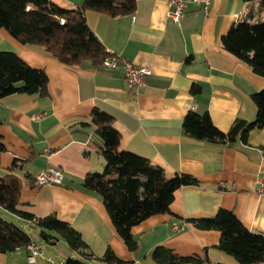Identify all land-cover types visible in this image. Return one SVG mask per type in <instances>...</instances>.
I'll return each instance as SVG.
<instances>
[{
	"label": "crops",
	"instance_id": "1",
	"mask_svg": "<svg viewBox=\"0 0 264 264\" xmlns=\"http://www.w3.org/2000/svg\"><path fill=\"white\" fill-rule=\"evenodd\" d=\"M51 1L74 8L82 0ZM134 1L130 14L84 10L116 67L65 64L43 46L23 43L0 26V50L15 52L47 75L44 95L14 92L0 98V176L20 178L19 209L36 216L54 213L76 228L97 255L109 247L132 264H158L151 251L163 245L181 255L199 256V263L187 264H240L218 247V229L199 228L187 219L214 215L222 207L249 230L264 234V192L256 185L264 172V126L251 129L244 143H222L186 134L182 118L190 109L207 111L226 131L235 118L255 117L252 93L264 87V76L225 49L221 36L249 9L254 19H264V0H210L207 9L189 2L177 22L166 15L167 0ZM126 60L149 69L138 89L126 87L121 67ZM193 84L199 85L194 93ZM94 107L113 116L119 148L151 159L169 177L184 172L198 180L175 189L169 211L132 226L137 239L133 250L117 234L98 192L80 182L105 163L89 118ZM38 112L43 115L32 118ZM47 167L61 170V182L35 184L34 174ZM0 215L29 235L37 231L1 205ZM58 242L47 243L45 249L37 242L40 249L33 262L24 247L0 251V264H63L67 255L80 258L67 243L56 253Z\"/></svg>",
	"mask_w": 264,
	"mask_h": 264
},
{
	"label": "trees",
	"instance_id": "2",
	"mask_svg": "<svg viewBox=\"0 0 264 264\" xmlns=\"http://www.w3.org/2000/svg\"><path fill=\"white\" fill-rule=\"evenodd\" d=\"M87 8L110 16L130 14L135 9V1L82 0L77 7L63 8L51 0H0V26L23 43L43 46L51 56L65 64L99 67L110 53L87 24L84 15ZM221 45L249 64L255 73L264 76V19H254L249 9L221 36ZM198 89V84L191 86L193 93ZM46 90L44 69L29 65L13 51L0 50V98L14 92L44 95ZM252 99L256 106L252 120L235 118L228 130L222 131L207 111L190 109L182 118L184 132L198 139L222 143L239 139L244 143L251 129L264 126V87L254 91ZM89 118L95 125L94 135L100 140L105 163L101 171L87 172L80 182L83 187L98 192L117 234L133 250L137 247V239L131 231L132 226L152 214L169 211L175 189L198 180L184 172L169 177L164 168L151 159L119 148L120 134L113 125V116L107 111L94 107ZM0 149H3L1 142ZM20 187L21 180L15 174L0 176V205L36 228L49 244H55L62 236L80 255V258L65 257L63 264H90V261L132 264L118 258L109 247L102 255L95 254L80 232L54 213L36 216L19 209ZM187 220L199 228L218 229V247L233 255L240 264L263 262L264 234L249 230L232 210L221 207L214 215ZM31 240L24 228L0 215V251L15 250ZM151 257L158 264L200 262L196 254L181 255L163 245H156Z\"/></svg>",
	"mask_w": 264,
	"mask_h": 264
},
{
	"label": "built area",
	"instance_id": "3",
	"mask_svg": "<svg viewBox=\"0 0 264 264\" xmlns=\"http://www.w3.org/2000/svg\"><path fill=\"white\" fill-rule=\"evenodd\" d=\"M189 2L199 4L204 9H207L210 0H167L166 15L173 21L177 22L179 18L184 14L187 4ZM102 65L107 67H116V60L112 57H106ZM122 74L125 79L126 87L128 89H138L144 84V79L149 69L145 65H137L131 61H124L122 64ZM43 115L42 112H38L32 115V118H40ZM62 180V172L59 168L47 167L36 172L33 176V181L37 185L60 183ZM257 191L259 193L264 192V172L260 173L256 179ZM27 252V258L33 262L35 256L39 252L40 245L31 240L23 246Z\"/></svg>",
	"mask_w": 264,
	"mask_h": 264
},
{
	"label": "rangeland",
	"instance_id": "4",
	"mask_svg": "<svg viewBox=\"0 0 264 264\" xmlns=\"http://www.w3.org/2000/svg\"><path fill=\"white\" fill-rule=\"evenodd\" d=\"M30 236H31L32 238L36 239L37 242L41 243V245H42V248H41V249L49 248L47 242H45V240L39 235V232H38V231L33 230V232L30 233ZM65 245H66V242H65L64 238H63L62 236H59V242H58V244L55 246V249H56L55 251H56V253H58V252H59V249H61L63 246H64V247H67V246H65ZM67 256H71V255H67ZM71 257L74 258V256H71Z\"/></svg>",
	"mask_w": 264,
	"mask_h": 264
}]
</instances>
